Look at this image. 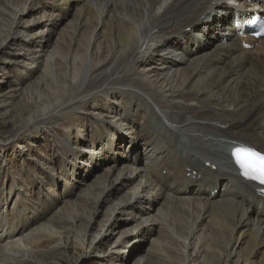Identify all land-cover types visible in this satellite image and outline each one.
Here are the masks:
<instances>
[{
    "label": "bare ground",
    "instance_id": "1",
    "mask_svg": "<svg viewBox=\"0 0 264 264\" xmlns=\"http://www.w3.org/2000/svg\"><path fill=\"white\" fill-rule=\"evenodd\" d=\"M254 4L264 8V0H0V71L17 79L0 90V106L16 114L15 135L58 120L66 129L57 132L72 159L64 192L75 200L49 224L87 221L81 233L94 254L114 247L108 264H134L133 246L157 234L135 264H264V199L227 152L264 151V39L250 40L243 22ZM44 161L55 198L53 160Z\"/></svg>",
    "mask_w": 264,
    "mask_h": 264
},
{
    "label": "rangeland",
    "instance_id": "2",
    "mask_svg": "<svg viewBox=\"0 0 264 264\" xmlns=\"http://www.w3.org/2000/svg\"><path fill=\"white\" fill-rule=\"evenodd\" d=\"M72 5L73 10L71 15H69L68 25L75 21L74 17L78 10L75 2H72ZM56 39L57 37L53 38L52 41L56 42ZM206 60L208 62V59ZM15 77L16 72L12 73V71H8L5 74L0 71V90L4 91L10 86L11 81L14 82L17 80ZM17 104L18 106L20 105L18 101H16ZM18 106H15L14 109L18 108ZM10 111L0 106V237H4L13 232L17 233L25 223L28 228L18 233L13 240H0V254H2L3 248L8 247L6 249V255L8 254V257L6 258L0 255L1 258L3 257L5 264H108L105 263L103 257L105 255L115 254L114 247L107 246L103 252L104 254H94V250L90 246L93 242L92 237L90 238L88 236L86 239L87 244L85 245L84 236L81 233V227L82 225H88L87 221L77 225L62 224L60 227H53L52 223H48L56 218L62 208H65L68 203L71 205V202L75 200L67 195V191L64 192L65 180L72 178L69 175L71 172L69 164L72 159L68 150L58 142L59 136L57 132L61 130L66 131L61 124L62 120L55 121L51 126L42 129L41 134H29L24 130L18 135H15L14 132L17 131L18 127L16 114H10L12 112ZM90 126H92L91 123L88 128ZM86 131L85 141L90 146L96 140H94L95 137L91 128L86 129ZM9 136H11V139H7ZM82 151H87V149L85 148ZM136 151L139 153V158L141 159L139 166H145V148L137 147ZM46 159L53 160V162H49L53 166L51 175L59 183L55 198H50V194L45 186L50 179L46 175V170H43V168L46 169V166H43L42 163ZM84 163L86 164L85 166L91 164L86 162V159ZM90 169L93 170L92 167ZM95 172L100 173L97 169ZM86 175L84 179L87 177ZM87 178V183H89L91 176ZM79 189V192H81L85 187L79 186L77 191ZM91 205L89 207H95L93 209L97 210L101 206V204L96 206ZM164 205V201L163 203L161 202V207H164ZM37 214L47 216L46 220L44 222L42 221V223L35 222L30 224V219ZM125 218L127 219V216ZM77 236L81 237L80 241L77 240ZM159 238L160 235L157 234L150 241H144L142 244L138 243L134 245L132 250L136 251L131 258L128 257V261L133 258L135 264L138 259L149 256V253L153 250V240ZM100 240L101 238L98 241Z\"/></svg>",
    "mask_w": 264,
    "mask_h": 264
},
{
    "label": "snow or ice",
    "instance_id": "3",
    "mask_svg": "<svg viewBox=\"0 0 264 264\" xmlns=\"http://www.w3.org/2000/svg\"><path fill=\"white\" fill-rule=\"evenodd\" d=\"M234 156L245 177L264 184V153L251 148H238Z\"/></svg>",
    "mask_w": 264,
    "mask_h": 264
}]
</instances>
